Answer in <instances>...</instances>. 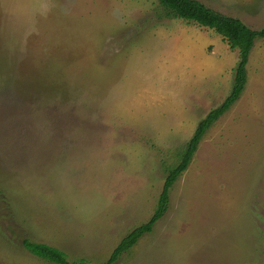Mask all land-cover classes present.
<instances>
[{
    "label": "rangeland",
    "instance_id": "1",
    "mask_svg": "<svg viewBox=\"0 0 264 264\" xmlns=\"http://www.w3.org/2000/svg\"><path fill=\"white\" fill-rule=\"evenodd\" d=\"M251 28L264 0H199ZM158 0H0V264H103L147 221L237 49ZM168 209L112 264H264V39Z\"/></svg>",
    "mask_w": 264,
    "mask_h": 264
},
{
    "label": "trees",
    "instance_id": "2",
    "mask_svg": "<svg viewBox=\"0 0 264 264\" xmlns=\"http://www.w3.org/2000/svg\"><path fill=\"white\" fill-rule=\"evenodd\" d=\"M158 2L163 8L165 15L208 27L221 35L230 48L237 49L238 60L234 67L233 84L230 93L224 98L223 102L211 109L198 122L180 154L178 163L168 170L151 217L123 236L103 264H112L116 261L142 235L151 232L154 224L164 215L168 209L170 187L189 165L207 129L240 97L247 79L246 65L250 51L256 39H264V26L258 29L251 28L241 19L214 10L199 0H158ZM22 245L33 255L48 260L53 264H93L82 259L70 261L66 253L59 248L28 238L22 240Z\"/></svg>",
    "mask_w": 264,
    "mask_h": 264
}]
</instances>
